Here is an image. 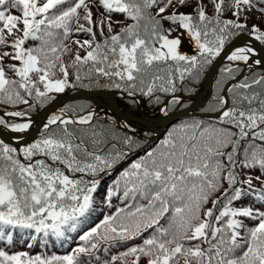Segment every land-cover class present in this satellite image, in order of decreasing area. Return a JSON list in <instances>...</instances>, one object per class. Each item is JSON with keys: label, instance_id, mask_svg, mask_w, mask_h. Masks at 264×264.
<instances>
[{"label": "snow or ice", "instance_id": "obj_1", "mask_svg": "<svg viewBox=\"0 0 264 264\" xmlns=\"http://www.w3.org/2000/svg\"><path fill=\"white\" fill-rule=\"evenodd\" d=\"M256 13L264 22V0H0V104L12 108H0V129L17 141L0 139V264H264ZM224 60L215 115L178 125L103 189L135 133L116 137L94 111L66 108L23 140L36 107L92 84L168 116L185 83ZM74 236L70 251L48 255Z\"/></svg>", "mask_w": 264, "mask_h": 264}, {"label": "trees", "instance_id": "obj_2", "mask_svg": "<svg viewBox=\"0 0 264 264\" xmlns=\"http://www.w3.org/2000/svg\"><path fill=\"white\" fill-rule=\"evenodd\" d=\"M194 2V0H193ZM191 8H182L181 11H185V12H189L191 11ZM93 11H95V9H93ZM116 19H123V17H116ZM126 23H132L131 20L126 21ZM250 24L252 23H264L259 19V14L256 13L253 16V19L249 22ZM79 38L81 40L87 38L83 35L81 36H73L72 39H76ZM33 45L36 43H39L38 41L36 42H31ZM73 51H75V47L73 46ZM81 55H84L83 52H81ZM65 60L68 59L67 56L64 57ZM228 62L224 63L218 70L217 75L215 77V81L213 84V90L211 93V97L209 98V100L202 106L201 109H199V111L197 112V114L193 115V116H189V117H185L182 118L180 120L175 121L174 123H172L166 130L165 132L159 137V138H154L155 133L153 131L150 130H144V129H140L136 126L130 125L126 122H124V124H128L130 125L129 129H125L122 126H120L118 124V119L117 117H115V115H113L111 112L106 111L104 109H100L96 112L97 118L99 119V121L101 123H104L107 125V127L109 128L110 132L112 135L116 136V137H122L124 135H128V136H133V133H135L134 131H137L139 134H136L133 136V138L137 141L135 147L132 149L131 153L128 155V157L123 161L122 164H118L117 165V169L115 172H112L111 175L106 176L104 178V180L102 181L101 184V188L103 189L104 187L108 186L111 183V180L115 177V175L117 174L118 171L122 170L123 168L128 167L129 164H131L134 160H136L137 158L143 156L145 154L146 150H152L153 148H155L160 141H162L163 139H165L168 135L169 132H171L174 128H176L178 125L183 124L185 122H190L193 119H198V118H205L203 116H201V114H209L210 112L208 111V109L212 108L215 104V97L220 93L221 88L224 87V85H218L217 81L221 80L223 78V75L220 71V69H222L225 65H227ZM210 69L207 68L206 70L202 71L200 76L197 79L194 80H190L188 82L185 83L184 88L182 91H178L177 95L180 96L181 98L184 95H194L197 94L199 92V90L201 89L204 77L207 73V71ZM257 72L260 71L259 67H255L254 68ZM104 81H101L100 84H103ZM97 90V89H104L107 91H111V92H116V96L118 99V102L120 104V106L122 108H124L125 110L132 112L138 116H141L143 114L148 115V116H156L159 115L161 112L159 111V104H157V102L155 100H152L151 102L148 100L147 97H141V96H137L135 98V100H133L132 98L128 97L125 93L121 92L120 90H116L113 88H107V87H101L98 86L96 84H92L91 86H85V87H78L75 89L69 88L67 89L65 92L63 93H74L80 90ZM62 94V93H60ZM60 94H55V98L56 96L60 95ZM158 95H160L161 99H166L165 95L163 93H158ZM193 103V100H185L183 102H181L179 105H171V103L169 102V107H170V111L169 112H173L174 110H176L177 108H185L189 105H191ZM49 104V103H48ZM48 104L46 105H40L38 107H36V109L31 113V116L34 115H38L44 107H46ZM97 106V103L91 100H86V99H81V100H75V101H70L67 102L65 104H63L57 111H60L61 109H66V108H71L75 111L78 112H82V111H93ZM22 108H26L27 106L22 105ZM0 108H6L5 105L0 104ZM6 110H10V108H6ZM41 132H43V129L41 130ZM40 132V133H41ZM40 133L38 135L37 138H39ZM36 138V139H37ZM35 140V139H34ZM33 140V141H34ZM31 141V142H33ZM117 141L115 140H110V143H116ZM118 147L123 148L122 144H118ZM116 200H114L113 202H115ZM105 211H110L107 208L105 209ZM93 219L96 220L98 219V217L96 215L93 216ZM75 236H74V240L73 243L68 245L66 248H61L58 245V242L53 243L48 251V255H51L53 253L55 254H59V255H63L65 254L66 251H70L71 248L75 247ZM0 247H2V245H0ZM15 250L17 251H22V250H27L24 247H17ZM120 250V249H119ZM33 254L42 251L41 247L39 246H34L33 249L31 250Z\"/></svg>", "mask_w": 264, "mask_h": 264}, {"label": "water", "instance_id": "obj_3", "mask_svg": "<svg viewBox=\"0 0 264 264\" xmlns=\"http://www.w3.org/2000/svg\"><path fill=\"white\" fill-rule=\"evenodd\" d=\"M248 40L247 36H243L242 38H238V42L243 44L244 41ZM257 48V56L256 58H260L264 56V46L259 44L256 45ZM227 61L224 60L223 62H217L210 69L207 71L201 89L197 94L194 95H184L182 97V102L185 100H193V103L185 108H177L173 112H169L168 116L159 115V116H148V115H141L138 116L132 112H129L122 108L118 102L116 92L107 91L104 89H97V90H80L74 93H66L57 96L52 102H50L43 110L34 116V124L32 128L26 133L23 134L24 142H31L36 139L43 129V125L46 123L47 119L52 115L54 111L59 109L63 104L75 101V100H91L97 103V108L95 113L100 110L104 109L106 111L111 112L118 120L122 122H126L130 125L136 126L140 129H146L142 124L144 123H153L156 124L157 127L153 128L152 131L155 133L154 138H159L165 130L175 121L180 120L185 117L193 116L197 114L199 109L209 100L211 97V93L213 90V84L215 81V77L219 68L226 63ZM258 67L253 65V68ZM209 115H215V113L209 114H201L203 117H207ZM16 134L11 133L7 129H0V139H3L5 142H10L12 144L17 143Z\"/></svg>", "mask_w": 264, "mask_h": 264}, {"label": "rangeland", "instance_id": "obj_4", "mask_svg": "<svg viewBox=\"0 0 264 264\" xmlns=\"http://www.w3.org/2000/svg\"><path fill=\"white\" fill-rule=\"evenodd\" d=\"M173 35H175V33L173 34ZM76 39H79V38H76ZM183 51L184 52H186V53H189V54H191L192 52H194V48H191L188 44H184L183 45ZM62 94H66V93H62ZM61 95V94H60ZM59 96V95H58ZM57 97V96H56ZM96 108H97V106H96ZM96 108L93 110L94 112H95V110H96ZM10 110H12V108H10ZM57 112H59V111H54L53 113H52V115L54 114V113H57ZM159 115H163V113H160ZM159 115H156V116H159ZM35 116V115H34ZM34 116H31V119H32V121H33V124H34ZM51 117V116H50ZM49 117V118H50ZM153 117V116H152ZM118 124L120 125V126H122L123 128H125L124 127V122H122V121H120V120H118ZM146 129H144V130H150V131H152V129L153 128H156V125L155 124H153V123H144V124H142ZM33 126V125H32ZM127 129H129V128H127ZM136 134H139L137 131H134ZM114 204H118V201H115V202H113ZM110 211H115V208H113V209H111ZM119 251H123V249H120ZM141 264H144V261L142 260L141 261Z\"/></svg>", "mask_w": 264, "mask_h": 264}, {"label": "bare ground", "instance_id": "obj_5", "mask_svg": "<svg viewBox=\"0 0 264 264\" xmlns=\"http://www.w3.org/2000/svg\"><path fill=\"white\" fill-rule=\"evenodd\" d=\"M156 125V124H155ZM156 127H157V125H156Z\"/></svg>", "mask_w": 264, "mask_h": 264}]
</instances>
